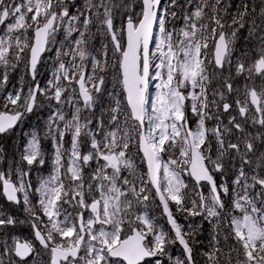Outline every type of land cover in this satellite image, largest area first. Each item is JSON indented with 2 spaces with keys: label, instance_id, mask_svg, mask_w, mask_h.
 Listing matches in <instances>:
<instances>
[{
  "label": "snow or ice",
  "instance_id": "6c2138e0",
  "mask_svg": "<svg viewBox=\"0 0 264 264\" xmlns=\"http://www.w3.org/2000/svg\"><path fill=\"white\" fill-rule=\"evenodd\" d=\"M137 6L133 13L124 0H0V92L21 64L31 77L27 90L22 76L20 87L4 95L0 136L46 102L52 111L45 136L53 148L52 171L35 187L30 174L46 162L37 131L24 132L20 159L0 169V195L22 204L25 213L19 219L0 209V264H40L33 242L13 236L9 243L7 229L17 223L31 225L49 264H199L193 245L200 225L189 223L185 231L176 213L211 225L207 250L200 253L204 264H264V0H139ZM121 8L127 9L126 27L123 19L117 26ZM245 28L244 39L256 43L236 60V76L246 74L241 94L233 85L231 55ZM97 36L99 48L92 44ZM53 49L51 78L41 86L38 65ZM256 77L259 90L248 83ZM189 108L198 118L195 129ZM234 108L242 119L231 114ZM249 119L260 126L255 135L245 130ZM209 120L214 127H207ZM84 137L87 152L81 151ZM132 148L146 171L129 155ZM5 155L0 145V161ZM92 161L96 167L86 180ZM229 171L236 173L231 189L216 180ZM185 176L195 182L191 190ZM153 206L162 208L168 231L150 215ZM177 242L183 251L173 256Z\"/></svg>",
  "mask_w": 264,
  "mask_h": 264
},
{
  "label": "rangeland",
  "instance_id": "374dc122",
  "mask_svg": "<svg viewBox=\"0 0 264 264\" xmlns=\"http://www.w3.org/2000/svg\"><path fill=\"white\" fill-rule=\"evenodd\" d=\"M168 2H169V0H162L163 5H164V4H167ZM82 3H83V0H80V2L78 3V5H82ZM124 3L130 6V8H131V10L133 11V13H136V12H139V11H140V8L137 6V5L139 4V0H124ZM178 3L181 4V5H183V4H184V0H178ZM232 3H233V5H236L237 3H239V0L233 1ZM176 10H177V12H178V14H179L180 9L178 8V9H176ZM189 10H191V9H189ZM232 10L234 11L235 8L233 7ZM126 13H127V9H123V8H121V9H117V10H116L117 26H119V23H120V20H121V19H123V20H124V23H125L126 18H127V14H126ZM175 24H176L177 28H179V27H181V26L183 25V20H182V19H178V20L175 21ZM1 28H2V31L4 32L3 27H1ZM92 30L95 31V27H93ZM21 31H22V30H21ZM157 31H158V29H157ZM3 32L0 33V35H2ZM62 35H63V32H61L60 37H61ZM74 35H75V34H74ZM247 35H248L247 28H245V29H241V30H240V33L238 34V38H237V40L235 41V44L233 45V49H234V50H233L232 55H231V60H232V62H233V64H232V73H231V75H232V77H233V85H234V81H235V80H236V81L238 80V76H236V74H235V64H236V60H237V58L239 57V55L241 56V54H242L243 52H245L246 50H250V49H252V48L254 47L255 43H256V42L253 41V40L246 41V40L244 39V37H246ZM108 39H109V41H110V37H109ZM13 43H14V41H13ZM100 43H101V38H100L99 36H97L96 39L92 41V44L95 45V47H97V48H99ZM100 59H103V57L101 56ZM77 61L79 62L78 59H77ZM43 62H44L43 69H40V68L38 67V69H39L38 75H39L40 73H43V71H46V70H47V69H46L47 66H51V64H50V62H48V59L46 58V56L44 57ZM22 67H23V65L21 64V66H20L19 68H17L15 71H12V73H13L15 76H17V75L20 73ZM86 70H87V72H90V71H91V64H90V62L88 63V66H87ZM51 73H52V68L50 69V71H48V77H49V79L51 78ZM227 74H228V73H227ZM38 75H37V76H38ZM107 75H108V78H109V84H108V87H109L110 82H111V77H112V69H111V67H109V70H108ZM245 75H246V74H245ZM245 75H242V76H241L242 87H240V86L237 87V86L234 85V88H235V89H239L241 94H242L243 91H244V86H245V83H246ZM37 80H38V79H37ZM65 83H66V82H65ZM248 83H249V86H250V87L253 86V84H254V85L257 87V90H259V87L261 86V80H260V78H258V77H256V78L254 79V81H249ZM46 84H47V83H43V84H41V86H44V85H46ZM26 90H27V89H26ZM154 94H155V87H154V84H153L152 87H151V89H150V95H154ZM236 95H237V92L234 91V92L229 96V99H231V101L233 102V104H235V97H236ZM41 99H43V98H41ZM53 103H55V102H53ZM104 103H105V104H108V103H109V99L106 100V101H104ZM45 107H46L47 109H49L50 112L52 111V108L49 107L48 104L45 102L44 105H43L42 107L36 109V111H35L34 114H35L36 116L43 117V114H42V111H41V110L44 109ZM97 109L99 110V108H97ZM67 111H71V109L68 108L67 106H65V112H67ZM45 112H46V111H45ZM231 114H232V115H237V118H238V119H241V118L238 116V112L235 110V108H234V110H233V112H232ZM228 117H229V114H228ZM47 118H48V117H47ZM93 123H95V122H93ZM19 126H20V125H19ZM19 126L15 129V130H16V132H15V136H18V135H19V131H18L19 128H20ZM259 129H260V126H259L258 124H257L255 127L252 126V122H251L250 119H249L248 123L245 125V130H246L247 132H251L253 135H255L256 132H257V130H259ZM98 138H99V137H98ZM233 139H234V138H233ZM83 141H84V145H85V150H84V152H87V151L90 149V140H89L87 137H84V138H83ZM13 142H14V138H8V140H7V142H6V146H7V148H8V147H11ZM18 142H19V140L17 139V141H16V146H17V143H18ZM256 143H257L258 145H260V141H257ZM70 146H71V141H70ZM70 146L67 145L66 148H70ZM22 150H23V149H22ZM260 151H264V145H260ZM258 154H259V153H257V155H258ZM14 155L19 156V152L16 151V152L14 153ZM129 155L132 156L133 159H134V161L136 162V160H135V156H134V152H133L132 150L129 152ZM211 155L213 156V158H215V156H214L213 153H211ZM167 158H168V154H164V159H167ZM66 159H67V158H66ZM253 159H255V157H253ZM9 161H10V160H9ZM9 161H8V162H9ZM2 163H3V160L0 161V165H1ZM101 163H103V161H101ZM48 167H49V165H48ZM95 167H96V162H95V161H92V162H91V167H87V171H86V173H85V179H86V180H87L88 178H90V174H91L92 170H93ZM238 167H239V162L237 161V168H238ZM44 169H45V167H44ZM109 171H110V170H109ZM32 172L34 173V175H38V174H40V172L36 169V167L33 168V171H32ZM123 174H124V175H128L127 170H125ZM235 175H236V173H235L234 171H229V173H228L226 176L223 177L224 182H225V181L227 182V184L230 186V189H231V187H232V181L235 179ZM216 176H217L218 178H221V176H220L219 173H217ZM225 178H226V179H225ZM257 187H258V186H257ZM204 191H207V189H206L205 187H204ZM225 199H226L227 204L231 207L230 202L227 201V198H225ZM89 202H90V201H89ZM64 207H66V209L68 210V212H73V213H74V209H73V208H71V207H69V206H66V205H64ZM0 209H4V210H6L9 214L13 215L14 217H18L19 219H24V218H25V213H24V211H23V208H17V207H15V206H12V205H9V204H5V203L2 202L1 198H0ZM75 211H76V210H75ZM77 211H79L78 208H77ZM85 215H87V213H85ZM62 218H63V217H62ZM62 218H61V219H62ZM189 223H194V224H196V225H200V222H199L198 220H192V219H188V220H185V219H184V220H182V221L180 222V224L183 225V226H184V225H187V226H188ZM187 226H186V228H184L185 231L188 230ZM200 227H201V225H200ZM29 228L32 230L30 224H24V225H21V224L17 223L15 226H9V228L7 229V239H8V241H9V243H11V238L14 236V237L18 238L20 241H21V240H26V241H31V242H33L34 247L36 248V246H35L36 243H35V241H34V239H33V236L29 234ZM199 229H200V228H199ZM1 232H2V233L0 234V240H2V239L5 238V236H4V231L1 230ZM199 232H200V231H197L196 233H199ZM209 240H210V234H208V236H207L204 240H196V241H197L196 244H198V245H200V246L202 245V246H201V249H197V251H195V256H196V258H197L199 264H204V259L200 256V253H201V251H205V250H207V245H208V243H209ZM36 245H37V244H36ZM40 248H41V247H40ZM41 249H42V248H41ZM35 259H37V260L40 262V264H49L50 256H49L48 254H45V253L43 252V250H42V252H41L40 254L35 255ZM29 264H32V261H31V260H29Z\"/></svg>",
  "mask_w": 264,
  "mask_h": 264
},
{
  "label": "trees",
  "instance_id": "16d2710c",
  "mask_svg": "<svg viewBox=\"0 0 264 264\" xmlns=\"http://www.w3.org/2000/svg\"><path fill=\"white\" fill-rule=\"evenodd\" d=\"M233 1H236V0H232V2ZM79 2H80V0H77L76 1V4H78ZM162 5H163V3H162ZM2 32H3L2 31V28L0 27V33H2ZM60 35H61V33L58 34V39H62L63 38V35L61 37H60ZM99 47H100V45H99ZM212 47H213V45H212ZM54 55H55V50L54 49L51 52H46L45 53V56L48 59V62H50L51 66H47V68H46L47 70L46 71H43V73H40L37 76V79H38V81H39L40 84L47 83V81L49 80L48 71H50V69L52 68V63H53L52 60L50 59V57H53ZM239 57H240V55H239ZM43 65H44V62L42 60L41 63L39 64V68L40 69H43ZM22 76L24 77V85H25V90H26L27 89V85L30 82L31 78H30V76H25V74H24V68L22 67L20 73L17 76H15L12 72H10V74H9V83L7 85V89H6L5 92H0V109H2L3 98H4V95L6 94V92L7 91H12L14 88H17L18 89L20 87V84H21V77ZM111 82H110L109 88L111 87ZM106 100H108V98L105 95L104 101H106ZM233 106H234V104H233ZM41 111H42L43 117H39V116H36L35 114H31V115H29V116H27L25 118V120L23 121V123L20 124V126H19L20 128L18 130L19 131V135L18 136H15L16 130H13L12 133L9 134V135L0 136V145L5 146V148H6V155L4 156L3 163L0 165V169L6 170L8 168V166H9V163L12 160H19L20 159V155L17 156V155H14V153L17 151V148H19V151L20 152L23 151L22 149L24 148V146H25V144L27 142V137H25L24 132L31 133L33 130H35V131L38 132V137H39L40 144H41V150L45 153V161L46 162H45V164L42 167L36 168L40 172V174L34 175V173L31 172L30 175H31V180H32V183H33V187L36 186V182H37V179H38L39 176H48L51 173L52 166H53L52 165V159H53L52 141H51L50 138H48V137L45 136V132L47 130L45 128V122L47 120V117L50 114V110L45 107ZM213 111H215V110L213 109ZM220 111L222 112L221 108H220ZM98 112H99V110L97 109V113ZM66 114L70 118L71 111H67ZM186 115H187V117L189 119V126L191 128H193V129H195V127H196V120L198 118L195 117L192 114V112H191L190 109H188V111L186 112ZM222 119H223L224 123L227 124V122H228V113H224L223 116H222ZM215 123L216 122L214 120H209V121L206 122L207 127H209V128L214 127L215 126ZM91 127H95V123H93L91 125ZM8 138H14V142L12 143V146L11 147H8L7 148L6 142H7ZM17 139L19 140V142L17 143V146H16ZM209 139L211 140V143H212V149L213 148H216L214 138L210 136ZM65 141H66V143H65V148H66L67 145L70 146L71 136L70 135H66L65 136ZM84 150H85V145L83 143L82 144V147H81V151L84 152ZM131 150L134 152V156H135V160H136L135 163L138 165V167L142 171H145L144 164L136 156V148H132ZM65 162H66V157H65ZM48 165H49V167H48ZM24 167H27L26 163H25ZM44 167H45V169H44ZM86 171H87V167L84 169V176H85ZM183 178L185 179V181L188 184L191 182V180H190L189 177L185 176ZM0 198H1V200H2L3 203L8 204V203H6L4 201L2 195H0ZM195 198L198 199V197H195ZM32 199H33V202L35 203L37 197L33 196ZM156 204H157V202H156ZM12 206H14V205H12ZM66 206H68V205H66ZM170 206H171L173 212L175 213V205L174 204H171ZM15 207H17V208H23V205L22 204L20 206H17L16 205ZM228 207H230V206L228 205ZM75 210L77 211V209H75ZM150 215H153L156 218L157 222L159 224H161L166 231L169 230V225L166 222L164 216L161 215L160 208H157V207L153 206V208H152V210L150 212ZM184 215H185L184 213H178V214H176V218H177V220H178L179 223L182 220H184ZM61 218L62 217H60L58 219H61ZM44 219L47 220L46 217ZM189 219L198 220L200 222L201 227L198 230L200 232L199 233H195V239L196 240H204L208 236V234H210V232H211V225L206 220H202L201 217H194V218L190 217ZM184 228H186L185 225H184ZM32 233H33L32 230L29 228V234L32 235ZM176 245H178V247H179L178 249L176 248ZM174 246H175V249H173ZM174 246H172V248L170 249L171 254L173 256H179V255H181V253H182L183 250H182V247L179 245V243L177 242ZM201 246L198 245V244H194L193 245V247H194V255H195V251H197V249H201ZM37 251L39 253H41L42 252V249L41 248H37ZM166 259L167 258H165V260Z\"/></svg>",
  "mask_w": 264,
  "mask_h": 264
},
{
  "label": "water",
  "instance_id": "95a60500",
  "mask_svg": "<svg viewBox=\"0 0 264 264\" xmlns=\"http://www.w3.org/2000/svg\"><path fill=\"white\" fill-rule=\"evenodd\" d=\"M76 1V0H75ZM127 22V21H126ZM125 27H126V23H125ZM77 92H78V86H77ZM142 155V154H141ZM145 165V164H144ZM145 168H146V165H145ZM5 199V201H7L6 200V198H4ZM158 201V200H157ZM8 202V201H7ZM158 203H159V201H158ZM161 210H162V208H161ZM166 218V217H165ZM167 220V219H166ZM24 242V241H23Z\"/></svg>",
  "mask_w": 264,
  "mask_h": 264
},
{
  "label": "bare ground",
  "instance_id": "6f19581e",
  "mask_svg": "<svg viewBox=\"0 0 264 264\" xmlns=\"http://www.w3.org/2000/svg\"><path fill=\"white\" fill-rule=\"evenodd\" d=\"M212 153H213L214 156H215V154H216V153H215V148L212 149ZM185 226H187V225H185ZM176 248H177V245H176ZM173 249H175V246L173 247Z\"/></svg>",
  "mask_w": 264,
  "mask_h": 264
},
{
  "label": "flooded vegetation",
  "instance_id": "af4514ba",
  "mask_svg": "<svg viewBox=\"0 0 264 264\" xmlns=\"http://www.w3.org/2000/svg\"><path fill=\"white\" fill-rule=\"evenodd\" d=\"M225 75H227V70H225ZM215 110V109H214ZM221 110L223 111V109H222V106H221ZM179 247H178V245H177V249H178Z\"/></svg>",
  "mask_w": 264,
  "mask_h": 264
}]
</instances>
